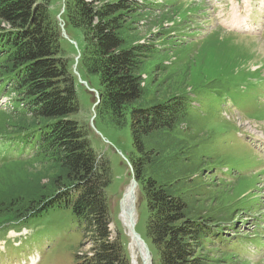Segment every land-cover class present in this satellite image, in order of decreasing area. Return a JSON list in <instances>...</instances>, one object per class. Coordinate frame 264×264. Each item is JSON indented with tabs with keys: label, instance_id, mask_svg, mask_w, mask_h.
Segmentation results:
<instances>
[{
	"label": "trees",
	"instance_id": "trees-1",
	"mask_svg": "<svg viewBox=\"0 0 264 264\" xmlns=\"http://www.w3.org/2000/svg\"><path fill=\"white\" fill-rule=\"evenodd\" d=\"M145 3L66 0L62 18L84 39L80 66L99 94L97 113L116 128L130 127L153 264H218L213 253L238 262L247 250L227 239L235 228L206 205L207 145L178 133L190 98L170 99L149 80V65L161 53L140 43ZM63 39L50 0H0V94L10 97L0 109V140L28 155L11 162L25 176L0 183V228L70 210L84 232L82 247L91 245L76 264H130L121 234L114 238L110 230V162L78 120L79 84Z\"/></svg>",
	"mask_w": 264,
	"mask_h": 264
},
{
	"label": "rangeland",
	"instance_id": "rangeland-1",
	"mask_svg": "<svg viewBox=\"0 0 264 264\" xmlns=\"http://www.w3.org/2000/svg\"><path fill=\"white\" fill-rule=\"evenodd\" d=\"M142 1L146 11L140 20V43L155 44L161 53L149 65V80L155 83L154 90L170 99L190 98V116L178 133L207 145L212 163L203 188L209 215L235 228L228 230L227 239L241 242L247 250L238 262L217 253L211 257L218 264H264V0ZM65 2L50 0V5L67 34L62 45L78 73V120L90 131L95 152L110 162L111 184L106 190L110 230L114 238L121 234L134 264L132 239L121 218L122 200L136 180L131 130L127 125L116 128L97 113L100 97L80 66L84 39L78 30L66 27ZM233 11L249 16L243 30L230 26ZM6 102L10 97L0 94V109ZM22 152L0 140V183L25 176L21 165L11 164L27 158L26 150L21 157ZM145 198L138 184L136 231L142 239L148 217ZM83 241V229L70 210H51L0 228V264H76V255L91 251L90 244L82 247Z\"/></svg>",
	"mask_w": 264,
	"mask_h": 264
},
{
	"label": "bare ground",
	"instance_id": "bare-ground-1",
	"mask_svg": "<svg viewBox=\"0 0 264 264\" xmlns=\"http://www.w3.org/2000/svg\"><path fill=\"white\" fill-rule=\"evenodd\" d=\"M231 16H232L231 17L232 23L230 26L232 27L234 24L235 25L234 27L238 30L244 29L247 26V23L249 22L248 21L249 16L238 15L236 14V11H233V15ZM137 191H138V186L135 187H133L132 185L129 186L126 195L122 200L121 218L127 230H129V227H131L133 223L136 224L138 222V214L135 208L137 202L136 201ZM129 232H130V237L132 239L131 253L133 256V263L140 264V259H142L144 264H152V258L148 247L144 245V243L142 244L141 243L142 241H138L136 237H134L131 230H129Z\"/></svg>",
	"mask_w": 264,
	"mask_h": 264
},
{
	"label": "water",
	"instance_id": "water-1",
	"mask_svg": "<svg viewBox=\"0 0 264 264\" xmlns=\"http://www.w3.org/2000/svg\"><path fill=\"white\" fill-rule=\"evenodd\" d=\"M62 36H63L64 38H67V34H66L65 30H62ZM74 72H75V74H76V76H77L78 73H77V71H76L75 66H74ZM97 97L99 98V94H98V93H97ZM131 185H132L133 187H135V186H138V183H137L136 180H133V182H132ZM131 185H130V186H131ZM129 230L132 231L134 237H136V239H137L138 241H142L141 243H142V244L144 243V245H146L145 242H144V240L141 238L140 234H138V232L136 231V224H135V223H133L132 226L129 227ZM146 246H147V245H146ZM149 252H150V251H149Z\"/></svg>",
	"mask_w": 264,
	"mask_h": 264
}]
</instances>
